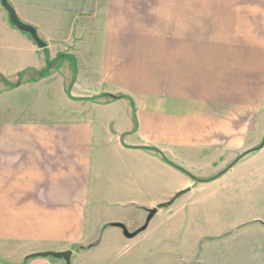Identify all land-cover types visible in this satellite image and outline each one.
Wrapping results in <instances>:
<instances>
[{"label": "crops", "instance_id": "obj_1", "mask_svg": "<svg viewBox=\"0 0 264 264\" xmlns=\"http://www.w3.org/2000/svg\"><path fill=\"white\" fill-rule=\"evenodd\" d=\"M8 2L44 46L0 2V264H113L112 223L264 148V0Z\"/></svg>", "mask_w": 264, "mask_h": 264}, {"label": "rangeland", "instance_id": "obj_2", "mask_svg": "<svg viewBox=\"0 0 264 264\" xmlns=\"http://www.w3.org/2000/svg\"><path fill=\"white\" fill-rule=\"evenodd\" d=\"M225 169L213 178L201 179L205 187L200 192L179 197L173 207L175 216L158 215L139 237L128 239L138 245H119L110 237L113 244L103 248L108 237L101 233L97 260L111 259L113 264H264V148L220 178ZM166 208L160 204L157 209Z\"/></svg>", "mask_w": 264, "mask_h": 264}, {"label": "water", "instance_id": "obj_3", "mask_svg": "<svg viewBox=\"0 0 264 264\" xmlns=\"http://www.w3.org/2000/svg\"><path fill=\"white\" fill-rule=\"evenodd\" d=\"M0 2H1V6L8 13L11 23L15 27H17L18 29L29 33L30 36L32 37V39L36 42L37 46H39V47L44 46V43L40 40V38L37 35L36 29L32 25L23 23L18 18V16L16 15V12L12 8V6L9 4L8 0H0ZM188 190H189V188H186V189H183V190L176 192L175 195L173 196V198H171V200H169V202H167V203L168 204L172 203L176 198H178L180 195L184 194ZM156 211H157V208L149 209L148 214H147L146 219H145V222L139 228H137L134 231H129L124 224L119 223V222L112 223L111 225L114 227L120 228L122 230L123 236L128 238V239H131L147 228L149 221L151 220L153 215L156 213ZM71 255H72L71 250L35 252V253H31V254L26 255L23 258V264H25L27 259L34 258V257H51L54 259L63 260L64 264H71Z\"/></svg>", "mask_w": 264, "mask_h": 264}, {"label": "trees", "instance_id": "obj_4", "mask_svg": "<svg viewBox=\"0 0 264 264\" xmlns=\"http://www.w3.org/2000/svg\"><path fill=\"white\" fill-rule=\"evenodd\" d=\"M262 145L260 144L258 147H256V148H260Z\"/></svg>", "mask_w": 264, "mask_h": 264}]
</instances>
